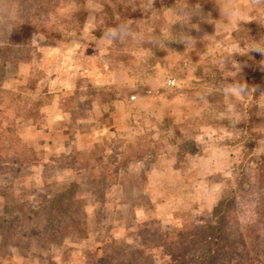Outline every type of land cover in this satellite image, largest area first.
Segmentation results:
<instances>
[{
	"label": "rangeland",
	"instance_id": "1",
	"mask_svg": "<svg viewBox=\"0 0 264 264\" xmlns=\"http://www.w3.org/2000/svg\"><path fill=\"white\" fill-rule=\"evenodd\" d=\"M124 1L135 24L114 31L98 26L95 0H0V45L33 16L41 29L71 36L37 31L0 54V264H99L116 244L135 245L145 226L211 221L235 175L246 180L240 207L254 196L258 170L243 151L248 129L264 132V54L249 51L264 48V6L240 0L253 21L230 23L216 0ZM186 36L191 43L176 41ZM245 84L238 99L225 95ZM152 139L159 154L119 167L117 184H102L98 167H79L98 157L112 168L126 144L150 148ZM253 154L264 155V137ZM71 180L84 198L81 235L43 243L26 217L3 228L9 207L20 217L19 205L44 203ZM152 253L159 264L177 260L161 247Z\"/></svg>",
	"mask_w": 264,
	"mask_h": 264
},
{
	"label": "trees",
	"instance_id": "2",
	"mask_svg": "<svg viewBox=\"0 0 264 264\" xmlns=\"http://www.w3.org/2000/svg\"><path fill=\"white\" fill-rule=\"evenodd\" d=\"M95 1L102 5L101 11L97 14L99 27L116 31L128 30L135 24L137 13L124 0ZM85 15V12L81 11L72 13L74 20L80 22L85 20ZM37 31H45L58 38H71L57 28L41 29L34 16L28 20L19 19L14 24L12 38L0 45V54H7L11 45ZM35 102V106L44 105L42 96L36 98ZM31 110L24 115L25 118L30 116ZM67 110L72 118L80 117L72 108L67 107ZM244 137L247 138L245 141L248 148L243 151V159L251 161L258 170L257 187L255 192L252 191L254 196L246 208L239 205L240 191L247 189L244 184L246 180L235 175V181L229 180L230 188L223 190L218 203L214 206L211 221L197 224L191 222L172 229H164L155 224L145 226L140 230L139 240L135 245L116 244L114 250L107 252L99 264H159L153 259L152 253L159 247L165 249L168 254L176 255L175 264H258L264 257V155L253 154V148L255 141L264 137V132L248 129ZM151 142L153 145L150 148L141 145L140 142L126 144L119 164L110 165L112 168L103 164V160L99 161L98 157L95 158L97 163L91 164L88 160L79 167L91 171L98 167V178L102 184H117L121 179L120 168L126 169L131 162L142 160L147 152L151 153L152 158L159 154L157 141L152 139ZM194 148L195 142H192V146H188L187 149ZM187 149L186 151H189ZM28 162V158L22 159L20 166ZM84 206L80 185L77 181L71 180L60 186L44 203L37 206L19 205L17 211L20 217H15L14 206L9 207L13 208V211L10 209L7 211H10V215L4 220L3 228L11 229L16 222L22 221V217H26L28 231H33L35 238L43 243L59 244L66 238L77 237L83 232ZM243 212H249L250 218L243 219L241 216Z\"/></svg>",
	"mask_w": 264,
	"mask_h": 264
},
{
	"label": "clouds",
	"instance_id": "3",
	"mask_svg": "<svg viewBox=\"0 0 264 264\" xmlns=\"http://www.w3.org/2000/svg\"><path fill=\"white\" fill-rule=\"evenodd\" d=\"M252 2L258 6H264V0H252ZM216 4L220 8L221 15L225 16V18L230 23L233 20H235L236 23H246V22L253 21L252 14L246 13L245 11L242 10L240 0H228V8L227 9L221 5L220 0H216ZM176 23L182 24L184 26L187 25L186 20H177ZM117 27H119V26H117ZM176 41L184 43V44H188V43L192 42V38L189 36H186V37L178 39ZM250 50H258L260 53L264 54V48L259 47V46H255V47L249 49V51ZM234 53H244V52H241L239 49H234ZM246 89H247L246 84H245L243 89L233 85L232 87L227 88L225 90V95L232 97L234 99H238L240 95H243L245 93ZM231 109H232V104L229 103L228 104V110L231 111Z\"/></svg>",
	"mask_w": 264,
	"mask_h": 264
}]
</instances>
